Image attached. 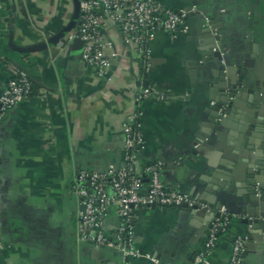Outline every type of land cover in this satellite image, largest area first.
I'll list each match as a JSON object with an SVG mask.
<instances>
[{"label":"crops","instance_id":"crops-1","mask_svg":"<svg viewBox=\"0 0 264 264\" xmlns=\"http://www.w3.org/2000/svg\"><path fill=\"white\" fill-rule=\"evenodd\" d=\"M83 1L0 0V95L19 73L34 85L32 96L17 103L0 125V264L123 263L117 249L81 236L82 209L73 183L79 170L125 167L124 127L137 112L144 140L136 152L141 172L162 162L164 184L195 199L205 197L201 210L207 213L136 209L135 247L161 264H189L207 239L215 205L221 204L232 221L209 264H228L240 236L246 239L244 264H264V230L252 231L243 222L248 210L264 212V203L250 204L245 193L252 165L264 151L254 154L238 124L246 117V129L258 131L264 86L255 91L262 99L259 107L247 91L237 104L243 114L224 124L214 122L212 109L226 93L217 62L221 55L264 84V0H158L170 10H193L187 29L175 37L157 32L149 72L124 34L126 9L98 14L110 65L103 69L82 62L79 41H68L77 25L61 36L76 22ZM206 18L215 22L222 42L214 59ZM146 87L164 98L137 102ZM257 177L264 182V173ZM118 221L111 208L106 227L111 230ZM128 264L154 263L141 258Z\"/></svg>","mask_w":264,"mask_h":264},{"label":"built area","instance_id":"built-area-1","mask_svg":"<svg viewBox=\"0 0 264 264\" xmlns=\"http://www.w3.org/2000/svg\"><path fill=\"white\" fill-rule=\"evenodd\" d=\"M126 9L122 19L127 42L142 56L146 72H149L152 56V42L157 32L163 31L175 37L187 29L186 18L192 12L175 11L164 7L158 0H84L76 30L68 35V41L77 39L83 44L82 62L86 66L106 69L111 61L104 53L105 42L99 37L98 14H116ZM205 26L212 28V21L206 18ZM214 36H219L216 33ZM214 52L221 53L220 40L214 39ZM222 64H225L223 55ZM33 94V83L26 73H19L5 87L0 95V125L9 111L20 101ZM162 100V94L153 87L141 89L136 101L148 98ZM141 113L132 116L124 127L126 165L124 168L110 166L106 170H79L75 176L73 190L81 206L79 231L87 239L100 247L117 249L123 257L122 264L131 259H149L161 264L156 256L135 247L134 212L136 209H152V206L174 207L187 204L189 207L204 204L188 193L176 188H168L161 177L162 162L151 165L142 173L137 165V155L144 147L140 131ZM147 175V178L145 176ZM111 208L116 210L118 224L111 230L106 227V219ZM220 216L208 225L207 239L202 249L194 254L189 264H209V257L217 246L220 236L230 227L232 218L226 208H221ZM246 239L237 237L233 244L232 256L228 264H244ZM0 248L2 243L0 242Z\"/></svg>","mask_w":264,"mask_h":264},{"label":"water","instance_id":"water-1","mask_svg":"<svg viewBox=\"0 0 264 264\" xmlns=\"http://www.w3.org/2000/svg\"><path fill=\"white\" fill-rule=\"evenodd\" d=\"M80 10H78L77 20L74 22L63 34L62 38H65L74 28H76V25L78 24V19L80 17ZM190 11V10H189ZM217 27L215 25V22L212 21V28L208 29V32L211 36V56H213V59L215 56L220 55V53L214 52V39L220 40V46L222 47L221 37L220 36H214L213 34L217 32ZM78 44L83 48V44L80 40H78ZM66 44V41H64ZM222 57L219 56V59H217V62L222 67V80L224 84V88L226 93L223 94L225 98L222 99H216V105L212 107L214 114V122L217 125L224 124L226 121H230L233 117L236 116V114H243V110L238 109V103L240 100H244L246 96V92L250 93L252 96H256L254 106L259 107L262 103V99L259 98V95L255 93V91H258L260 93L261 86L264 84L261 83V77L258 75H251V72L249 70L242 69L240 65L238 66H232L228 62L225 61V64H222L221 62ZM238 75V76H237ZM235 76V77H234ZM236 78V79H235ZM254 89V90H253ZM254 91V92H253ZM240 104V103H239ZM234 114V116H233ZM249 122V119L246 121V117L243 118L240 116L238 119V124L241 125L240 130L245 133L246 140L250 142L251 145H253V152L254 154L259 151H264V121L259 124V129L257 132H255V128L248 127L246 129V125ZM264 173V158L259 157V160L252 165V172L251 174V180L247 185L246 188V195L249 197V202L255 203L256 205L261 206L262 203H264V182L260 181L258 179V175ZM214 186H219L224 191H231V189H228V186L222 183H216L215 181H212ZM208 192H211L208 190ZM202 203L207 204V199L205 197H198L196 198ZM223 206L215 205V210L212 211L211 217L214 219L215 217H219L220 213L219 209H221ZM153 209L155 208H161V206H152ZM172 208H177L184 210L194 216L196 215H202L206 214L207 211L204 212L200 209L199 206L189 207L187 204H184L182 206H174ZM247 216V217H246ZM211 219V220H212ZM209 220V223L210 221ZM243 222L249 225L252 231L259 230L260 228H263L264 230V212H257L254 213L250 210H248L245 213V217L243 218ZM208 223V224H209Z\"/></svg>","mask_w":264,"mask_h":264},{"label":"trees","instance_id":"trees-1","mask_svg":"<svg viewBox=\"0 0 264 264\" xmlns=\"http://www.w3.org/2000/svg\"><path fill=\"white\" fill-rule=\"evenodd\" d=\"M33 91H34V85H33Z\"/></svg>","mask_w":264,"mask_h":264}]
</instances>
